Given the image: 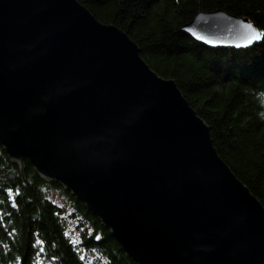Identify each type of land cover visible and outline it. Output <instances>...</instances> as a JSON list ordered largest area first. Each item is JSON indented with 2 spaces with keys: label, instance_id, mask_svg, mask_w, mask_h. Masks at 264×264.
<instances>
[{
  "label": "water",
  "instance_id": "water-1",
  "mask_svg": "<svg viewBox=\"0 0 264 264\" xmlns=\"http://www.w3.org/2000/svg\"><path fill=\"white\" fill-rule=\"evenodd\" d=\"M182 30L208 44L261 39L222 10ZM0 145L21 173L28 158L81 200L139 264H264V206L207 123L78 0H0Z\"/></svg>",
  "mask_w": 264,
  "mask_h": 264
},
{
  "label": "trees",
  "instance_id": "trees-1",
  "mask_svg": "<svg viewBox=\"0 0 264 264\" xmlns=\"http://www.w3.org/2000/svg\"><path fill=\"white\" fill-rule=\"evenodd\" d=\"M78 1L126 32L155 72L175 80L220 157L264 206V120L256 99L264 91V0ZM216 10L247 17L261 39L208 44L182 30L197 12ZM0 264L139 263L81 200L38 175L28 158L21 173L0 145Z\"/></svg>",
  "mask_w": 264,
  "mask_h": 264
},
{
  "label": "clouds",
  "instance_id": "clouds-1",
  "mask_svg": "<svg viewBox=\"0 0 264 264\" xmlns=\"http://www.w3.org/2000/svg\"><path fill=\"white\" fill-rule=\"evenodd\" d=\"M256 99L261 109L257 112V116L259 119L264 120V91L257 92Z\"/></svg>",
  "mask_w": 264,
  "mask_h": 264
},
{
  "label": "rangeland",
  "instance_id": "rangeland-1",
  "mask_svg": "<svg viewBox=\"0 0 264 264\" xmlns=\"http://www.w3.org/2000/svg\"><path fill=\"white\" fill-rule=\"evenodd\" d=\"M223 27H224V25H223ZM223 27L221 26V28H223ZM233 27H235V26L225 25V29H226V30H228V28H233ZM223 29H224V28H223ZM223 29H222V30H223ZM233 29L235 30V28H233ZM68 220H69V219H68ZM95 258H96V257H94L92 254H89V255H88V259H89V260H92V259H95Z\"/></svg>",
  "mask_w": 264,
  "mask_h": 264
},
{
  "label": "snow or ice",
  "instance_id": "snow-or-ice-1",
  "mask_svg": "<svg viewBox=\"0 0 264 264\" xmlns=\"http://www.w3.org/2000/svg\"><path fill=\"white\" fill-rule=\"evenodd\" d=\"M97 238H99V237H97Z\"/></svg>",
  "mask_w": 264,
  "mask_h": 264
}]
</instances>
